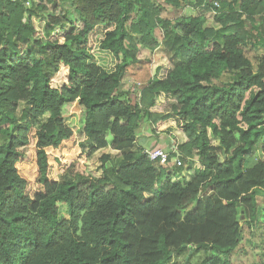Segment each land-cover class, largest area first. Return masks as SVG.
I'll use <instances>...</instances> for the list:
<instances>
[{
    "label": "trees",
    "instance_id": "obj_1",
    "mask_svg": "<svg viewBox=\"0 0 264 264\" xmlns=\"http://www.w3.org/2000/svg\"><path fill=\"white\" fill-rule=\"evenodd\" d=\"M29 1L0 0V264H190L202 250L216 253L200 264H233L243 225L264 245V53H245L264 48V0ZM163 5L198 13L164 18ZM160 46L167 61L137 94L138 54ZM74 102L81 139L63 115ZM169 120L186 140L180 164L159 167L139 134L146 124L159 147Z\"/></svg>",
    "mask_w": 264,
    "mask_h": 264
},
{
    "label": "rangeland",
    "instance_id": "obj_2",
    "mask_svg": "<svg viewBox=\"0 0 264 264\" xmlns=\"http://www.w3.org/2000/svg\"><path fill=\"white\" fill-rule=\"evenodd\" d=\"M33 2L35 4H38L39 2H42L43 4H48L46 0H30L27 2V5L30 7ZM161 3H163L160 0ZM163 5V9L161 11L162 17L166 18H172L178 15H195L198 13V9L191 8L189 6H186L184 8H173L171 6H165ZM45 10H39L37 12L36 16H33L32 21L36 28L42 32L43 29V13ZM214 9H210L209 11L206 12L207 16V21L206 25L210 27H217L213 20L214 16ZM69 17L71 19H75L76 15L75 13L71 10L69 12ZM69 28L68 25H65L64 29L58 27L54 30L53 32V37L58 36L62 33H64L67 29ZM156 35L158 39L160 40L162 37V33L159 29H156ZM246 55L251 59L254 65L257 63V59L259 56L264 53V48L258 47V46H252L249 44L246 49H245ZM138 57L140 59H145L148 58V62L141 65V77L136 81L137 85L134 88V91H137L139 94V90L146 84V80L149 76H153L155 72V68L160 65L164 64L167 61V55L165 50L163 49L162 46L158 47L154 52L149 53L148 50H141L138 54ZM167 105V104H166ZM164 105V107L166 106ZM162 107V106H161ZM170 109V105L167 107ZM63 115L64 119L67 124H69L76 132L77 136L79 139L82 138L81 134V126L83 122V111L81 106L79 105L78 102H74L71 104H68L64 107L63 109ZM48 116V113L42 115L38 121L37 125L39 126L43 121L46 120ZM5 123V122H4ZM146 124H143V131L139 135H151ZM157 141L162 145V148L167 151L169 160L168 162L170 163L175 159L174 152L176 150L175 144H180L186 140V135L185 133L181 132L178 130L177 123L173 120L166 121L164 124L159 126L157 128ZM211 135V134H210ZM173 139L174 143L169 142L170 139ZM211 140L214 144L218 142V139L211 135ZM167 141V142H166ZM164 142L165 145H164ZM105 152H111V149L109 148H102L100 150H97L92 157L90 158L89 162L87 163V172L94 175V176H100L102 174V162L100 160V157L102 156L103 153ZM262 154L261 152H257L254 157L251 158V161L249 164H253L256 162L257 159L261 158ZM199 167L198 159L197 157L194 158H189L184 164V170L182 171L181 175L179 176L180 179L182 180H190L193 178L195 171ZM175 177L173 180L176 181L179 179ZM256 201L257 204L260 208L264 206V193L260 192L256 195ZM59 208H60V215L61 216H66L67 214V208L66 205L62 202L59 203ZM261 218H263L261 216ZM243 225V223H242ZM244 231H243V238L242 241L240 242V245L238 248L235 250V252L231 255V262L233 264H251V263H257V262H262L264 264V245H262L261 241L259 240V231L257 228H254L250 231L245 226L243 225ZM215 251H199L197 253H193L190 264H200V261L203 257L209 255V254H215ZM177 264H185L184 263V257L179 256L175 258ZM171 262V261H170Z\"/></svg>",
    "mask_w": 264,
    "mask_h": 264
},
{
    "label": "built area",
    "instance_id": "obj_3",
    "mask_svg": "<svg viewBox=\"0 0 264 264\" xmlns=\"http://www.w3.org/2000/svg\"><path fill=\"white\" fill-rule=\"evenodd\" d=\"M213 6H218V2L216 0H210ZM148 158L154 162H157L160 166H166L169 162V157L167 151H165L162 147L150 148L145 150ZM172 162L180 164V161L177 157Z\"/></svg>",
    "mask_w": 264,
    "mask_h": 264
},
{
    "label": "crops",
    "instance_id": "obj_4",
    "mask_svg": "<svg viewBox=\"0 0 264 264\" xmlns=\"http://www.w3.org/2000/svg\"><path fill=\"white\" fill-rule=\"evenodd\" d=\"M151 139L153 140V138L149 137L148 134L144 135V137L142 138L143 143L147 144V148L152 147L153 144H154V142H155V141L153 142ZM173 141H174V140L171 138L169 142H172V144H173ZM166 142H167V141H166ZM166 142H164V145H165ZM157 144L160 145L159 147H162V145H161L160 143L157 142ZM112 151H113V150H111V152H112Z\"/></svg>",
    "mask_w": 264,
    "mask_h": 264
},
{
    "label": "clouds",
    "instance_id": "obj_5",
    "mask_svg": "<svg viewBox=\"0 0 264 264\" xmlns=\"http://www.w3.org/2000/svg\"><path fill=\"white\" fill-rule=\"evenodd\" d=\"M146 149H150V148H146ZM156 163H157V162H156ZM157 164H158V163H157ZM168 164L170 165V164H171V162H170V163H168ZM168 164H167V165H168ZM167 165H166V166H167ZM158 166H159V167H162V166H160L159 164H158ZM163 167H164V166H163Z\"/></svg>",
    "mask_w": 264,
    "mask_h": 264
}]
</instances>
